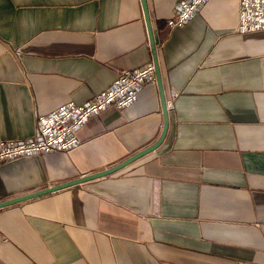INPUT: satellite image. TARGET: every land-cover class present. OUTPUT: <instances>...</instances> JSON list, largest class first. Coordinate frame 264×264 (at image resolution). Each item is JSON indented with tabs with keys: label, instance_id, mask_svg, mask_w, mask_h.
<instances>
[{
	"label": "crops",
	"instance_id": "0c3cea01",
	"mask_svg": "<svg viewBox=\"0 0 264 264\" xmlns=\"http://www.w3.org/2000/svg\"><path fill=\"white\" fill-rule=\"evenodd\" d=\"M0 0V140L82 105L122 70L158 64L138 101L112 106L69 152L0 166V264H264V31L240 34L239 0ZM149 20H147V15ZM152 42H154V47ZM164 96V100L163 97Z\"/></svg>",
	"mask_w": 264,
	"mask_h": 264
},
{
	"label": "built area",
	"instance_id": "2783aa9c",
	"mask_svg": "<svg viewBox=\"0 0 264 264\" xmlns=\"http://www.w3.org/2000/svg\"><path fill=\"white\" fill-rule=\"evenodd\" d=\"M209 0H182L175 16L168 21L171 29L187 25ZM264 31V0H239L240 34ZM156 82V67L150 63L133 70H122L117 79L89 102H69L51 113L40 116L35 134L26 140H0V166L22 158L69 152L81 144L80 132L93 117L112 106L121 110L133 106L140 92Z\"/></svg>",
	"mask_w": 264,
	"mask_h": 264
},
{
	"label": "water",
	"instance_id": "95a60500",
	"mask_svg": "<svg viewBox=\"0 0 264 264\" xmlns=\"http://www.w3.org/2000/svg\"><path fill=\"white\" fill-rule=\"evenodd\" d=\"M143 3H144V5H146L145 0H143ZM146 15H147V20H149V16H148L147 13H146ZM152 44H153V47H154V42H152ZM155 67H156L157 80H158V83H159L160 88H161V93L163 95L161 77H160V74H159L158 64L157 63H155ZM162 98H163V100L165 99L164 96ZM164 104H165V111H164L165 112V126H164V130H163V133H162L161 137L159 138V140L153 146H151L150 148H148V149L136 154L135 156H133V157L129 158L128 160H126L125 162H123L122 164L116 166L115 168L107 170V171H105L103 173L92 175V176H87V177L81 178L79 180H76V181H73V182H70V183H67V184H64V185L52 187V188H49L47 190H43V191L31 194V195H27V196H24V197H21V198H18V199H14V200H10V201L1 203L0 204V208L6 207V206H10V205H13L15 203H18V202H21V201H25V200H28V199H32V198H35V197H38V196H41V195L52 193V192H55V191H58V190H61V189H65V188H68V187H71V186H74V185L83 184V183L89 182L91 180H95V179H98V178H101V177H105V176L111 175V174L115 173L116 171H118V170L128 166L129 164L133 163L134 161L140 159L144 155L155 151L163 143V141H164V139L166 137L167 131H168V127H169V120H168V114H167V104H166V102H164Z\"/></svg>",
	"mask_w": 264,
	"mask_h": 264
}]
</instances>
